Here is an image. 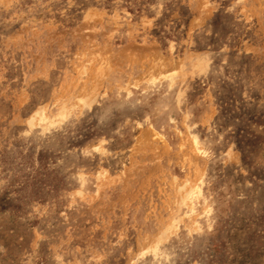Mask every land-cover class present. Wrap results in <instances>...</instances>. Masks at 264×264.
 I'll list each match as a JSON object with an SVG mask.
<instances>
[{"label":"rangeland","instance_id":"1","mask_svg":"<svg viewBox=\"0 0 264 264\" xmlns=\"http://www.w3.org/2000/svg\"><path fill=\"white\" fill-rule=\"evenodd\" d=\"M0 264H264V0H0Z\"/></svg>","mask_w":264,"mask_h":264},{"label":"trees","instance_id":"2","mask_svg":"<svg viewBox=\"0 0 264 264\" xmlns=\"http://www.w3.org/2000/svg\"><path fill=\"white\" fill-rule=\"evenodd\" d=\"M260 136H261V133H260ZM257 138H260L259 135L257 136ZM49 155L50 154L45 151L40 152L38 154L37 161H36L38 166L35 169V176H33V178L42 177V179L38 181L44 185H51V183H54L53 179H55L56 181L55 185H57V188L67 186L66 182L62 178L58 177L57 175H54L52 171H50L49 169L50 156Z\"/></svg>","mask_w":264,"mask_h":264},{"label":"bare ground","instance_id":"3","mask_svg":"<svg viewBox=\"0 0 264 264\" xmlns=\"http://www.w3.org/2000/svg\"><path fill=\"white\" fill-rule=\"evenodd\" d=\"M38 114V113H37ZM34 118V117H33Z\"/></svg>","mask_w":264,"mask_h":264}]
</instances>
